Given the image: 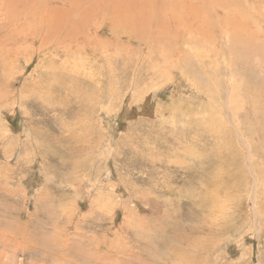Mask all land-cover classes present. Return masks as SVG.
I'll return each mask as SVG.
<instances>
[{"label":"rangeland","instance_id":"rangeland-1","mask_svg":"<svg viewBox=\"0 0 264 264\" xmlns=\"http://www.w3.org/2000/svg\"><path fill=\"white\" fill-rule=\"evenodd\" d=\"M67 1L0 0V264H264V0Z\"/></svg>","mask_w":264,"mask_h":264},{"label":"bare ground","instance_id":"bare-ground-1","mask_svg":"<svg viewBox=\"0 0 264 264\" xmlns=\"http://www.w3.org/2000/svg\"><path fill=\"white\" fill-rule=\"evenodd\" d=\"M4 1V0H3ZM8 1V2H7ZM59 1H61V2H64V1H67V0H59ZM70 1V0H69ZM77 1L78 0H76V3L75 2H72V3H69L68 1V3H69V5L67 6V7H69V9H65V7L63 6V7H60V8H56L55 10H53V8H50L49 6L48 7H46V9H45V21L47 20L48 22H47V24H48V28L49 29H47V30H45V31H50L51 29H53L54 27H56V26H58V28H60V29H62V26H65V23H67V22H70L69 24L72 26L71 27V29H74V28H78V27H80L81 26V23H84L85 21H87L88 19L86 18V16H89V17H92V14H94V15H96L97 16V14H99V11L98 10H101V9H103L102 8V5H100L99 7L98 6H96V7H98L99 9H95V5L92 3V2H87V1H85V2H87V6H84L83 5V7L85 8V12L82 14V16L81 17H78L77 19L75 18V17H73V19L75 20H69L71 17H72V14H74V13H76V12H74V10H75V7H76V5L75 4H77ZM90 1H94V0H90ZM99 1V0H98ZM126 1V3H128V1H132V0H125ZM133 1H135V2H138L139 4L138 5H136V6H131V7H128V5L126 4V3H124L123 2V0H110V2H111V9H109V13L111 14V18L110 19H115V22L117 21L119 24H123V26L122 27H124V30H125V28H129L130 29V31H131V33H122V32H117V31H115V29L114 28H112L111 27V31L110 32H112V33H114L115 34V37L114 38H117V40H115V44H117V43H119V41H121L122 40V38L123 37H125L126 39H128V40H130V39H138V40H140V41H143L144 42V45L145 46H147L148 47V49H149V45L148 44H150V45H152V44H154V40H156L155 39V35L152 37V39H153V41L151 42L150 41V43H147L149 40L148 39H146V40H148V41H146L145 40V38H146V35L143 37V33H146L147 31L149 32L150 30H151V28H152V26H151V24L154 22V20H155V17H154V15L153 16H151V14H150V12H148V10L151 8V7H149V9H148V6H147V4L148 3H150V2H152L153 0H133ZM140 1H141V3H140ZM182 1V0H181ZM180 1V2H181ZM184 1H186V0H184ZM17 2H27V3H29V4H31V2H32V4H33V0H6V3H5V5H7L8 6V8H7V10L9 11V10H11L12 12L16 9H12L11 8V6H15L16 5V3ZM47 2V1H46ZM164 2H166V4L168 5V6H171V8H172V6L173 7H175V9H176V14L177 15H180V18L182 17V13H183V10H185V9H183V6H182V4L180 3V2H178L177 1V3H175V5H173V4H169L167 1H164ZM223 2V1H222ZM227 2H229V1H227ZM75 3V4H74ZM92 3V4H91ZM96 4H98L97 2H95ZM108 3V2H107ZM140 4H143V7L141 8V6H140ZM191 4H193V3H191ZM231 4V3H230ZM1 5H3V4H1ZM24 5V4H23ZM54 5V4H53ZM61 5H64V3H61ZM99 5V4H98ZM223 5H225V3L223 4ZM4 6V5H3ZM25 6V5H24ZM55 6V5H54ZM107 6V5H106ZM108 7V6H107ZM156 7V6H155ZM226 7V6H225ZM4 8V7H3ZM6 8V7H5ZM25 8V7H24ZM160 8V7H159ZM189 8H190V5H189ZM211 8H212V6H211ZM227 8L229 9V7L227 6ZM105 9V8H104ZM153 9H155V8H153ZM193 9V8H192ZM5 10V9H4ZM6 10V11H7ZM19 10V9H18ZM24 10V9H23ZM158 10V9H157ZM189 10V9H188ZM102 11V10H101ZM155 11V10H154ZM159 11V10H158ZM33 12V11H32ZM31 12V13H32ZM160 12H161V9H160ZM11 13V12H10ZM78 13V12H77ZM75 14V15H79V14ZM107 13V12H106ZM109 13H108V15H109ZM165 13V12H164ZM195 13H197V12H195ZM20 14V13H19ZM18 14V15H19ZM28 12H27V10H25V12L23 13V15H25V16H28ZM158 14V13H157ZM161 14V13H160ZM193 14V13H192ZM21 15V14H20ZM162 15V14H161ZM188 15H189V13H188ZM241 15V14H240ZM25 16H24V19L25 20H27L26 18H25ZM156 16V15H155ZM184 16V15H183ZM199 15H197V19H199V17H198ZM19 17V16H18ZM171 17H172V15H171ZM175 17V16H174ZM186 17V16H185ZM193 17V16H192ZM231 17V16H230ZM249 17V16H248ZM96 18V17H95ZM98 18V17H97ZM179 17H177V19H178ZM201 18V17H200ZM94 19V18H93ZM92 19V20H93ZM165 19V18H164ZM227 19V18H226ZM232 19V18H231ZM236 19V18H235ZM101 20V19H100ZM103 20V19H102ZM261 20V19H260ZM107 21V20H106ZM106 21H104L105 23H106ZM206 21V20H205ZM259 21V20H258ZM3 22V21H2ZM1 22V23H2ZM19 22V21H18ZM23 22H24V20H23ZM92 22V21H91ZM171 21L169 20V23H170ZM188 21L187 20H182V21H178V23L180 24V31L181 32H185V31H187V30H190L191 29V27H190V25H188V23H187ZM193 22V21H192ZM45 23V22H44ZM43 23V24H44ZM104 23V24H105ZM110 23V22H109ZM178 23H174V25H177ZM224 23V22H223ZM234 23V22H233ZM238 22H237V20H236V24L234 23V26L236 25H240L239 23L237 24ZM241 23V22H240ZM12 24V23H11ZM26 24V23H25ZM24 23L21 25L22 26V28H20V31H17L16 32V28H12L11 29V33L14 35H17V34H19L20 32H21V30L23 29V28H25L24 26H26ZM29 24H31V23H28V25ZM47 24H45V25H47ZM90 26H95V24H93V25H91L90 23H88ZM200 24H202V26L203 27H205V25H206V23L205 22H200ZM227 24V23H226ZM242 24V23H241ZM245 24V23H244ZM69 25V26H70ZM233 25V24H232ZM104 26V25H103ZM111 26V25H110ZM226 25H223V27H225ZM227 26L229 27V26H231V24L230 25H228L227 24ZM235 26V27H236ZM237 26V27H238ZM245 26V25H244ZM29 27H31V28H28V30H30V31H32V28L34 27H32V24L31 25H29ZM100 27H101V24H100ZM107 27H108V25H107ZM171 27V26H170ZM247 27V26H246ZM40 28H41V26H40ZM57 28V29H58ZM98 28V27H97ZM117 28V27H116ZM163 28V27H162ZM165 28V27H164ZM239 28H240V32L242 31V30H244L243 29V26L242 25H240L239 26ZM44 29V28H43ZM46 29V28H45ZM56 29V30H57ZM83 29V28H82ZM154 29H155V27H154ZM161 29V28H160ZM169 29V28H168ZM168 29H165V30H168ZM236 29V28H235ZM80 29H75L74 30V32H73V34L75 33L76 34V32H78ZM89 29H87V31H88ZM91 30V29H90ZM245 30H246V28H245ZM38 31V30H37ZM71 31V30H70ZM159 31V30H158ZM173 31V30H172ZM171 31V32H172ZM176 31H177V29H176ZM180 31H178L179 32V36H180V34H181V32ZM3 32H5V26L3 25V24H1L0 25V36H1V33H3ZM43 32V31H42ZM66 32V31H65ZM125 32V31H124ZM148 32H147V34H148ZM174 32V31H173ZM172 32V33H173ZM202 32H204V31H202ZM208 32V31H207ZM36 31L34 30L33 31V34H31V33H29V35H32V36H35L36 35ZM45 33V32H44ZM47 33V32H46ZM158 33V35H159V32H157ZM170 33V32H169ZM175 33H177V32H175ZM206 33V32H205ZM237 33H238V31H237ZM247 33V32H246ZM257 33H258V31H257ZM67 34V33H66ZM69 34V33H68ZM67 34V35H68ZM84 34V33H83ZM87 34L88 33H86V36H87ZM150 34V33H149ZM164 34H165V32H164ZM208 34V33H207ZM226 34V33H225ZM243 34V33H242ZM3 35V34H2ZM63 35V34H62ZM65 35V34H64ZM151 35V34H150ZM152 35H153V33H152ZM183 35V34H182ZM228 36H229V33L227 34ZM226 35V36H227ZM238 35V34H237ZM246 35V34H245ZM254 35V33H252V32H249V36L251 37V39H254L256 36H253ZM6 36V35H5ZM83 36V35H82ZM85 36V35H84ZM85 36V37H86ZM231 36V35H230ZM229 36V37H230ZM236 36V35H235ZM247 36V35H246ZM252 36L254 37V38H252ZM4 37V36H3ZM2 36L0 37V40H1V43H2V39H4ZM85 37H84V39H85ZM173 38H175L174 36H172ZM188 37V36H187ZM7 38V37H6ZM40 38H41V41H44V42H47V41H49L50 39H47L44 35H43V33L42 34H40ZM53 38H54V36H53ZM63 38V37H62ZM61 38V39H62ZM77 38V37H76ZM79 38V37H78ZM83 38V37H82ZM150 38V37H149ZM178 38V37H177ZM191 38V37H190ZM205 38V37H204ZM248 38V37H247ZM52 39V38H51ZM111 39H113V38H111ZM192 39V38H191ZM229 39V38H228ZM74 40V39H73ZM82 40V39H81ZM159 40H162V39H159ZM175 40V39H174ZM235 40H238V39H235ZM63 41H68V43H67V45H68V47H69V45H70V42H71V40H70V36L68 35V36H66L64 39H63ZM79 41V40H78ZM83 41V40H82ZM157 41V40H156ZM164 41V40H163ZM207 41V40H206ZM7 42V41H6ZM77 42V41H76ZM80 42V41H79ZM97 42L100 44V46L102 47L101 49H107V48H105V46L107 45V43L104 41V42H101V41H99V40H97ZM160 42V41H159ZM250 42V41H249ZM83 43H84V47H85V45L87 44V41H83ZM124 43V42H123ZM162 43V42H161ZM44 44V43H43ZM119 44H121V43H119ZM167 44H169V43H167L166 42V44L165 45H167ZM56 45V44H55ZM78 44L76 43V45L75 46H77ZM118 45V44H117ZM140 45V44H139ZM165 45H164V47H165ZM81 46H82V43H81ZM186 46V45H185ZM71 47H73V46H71ZM78 47V46H77ZM77 47L75 48V49H77ZM80 47V46H79ZM78 47V48H79ZM94 48H95V46H94ZM184 48V47H183ZM79 49H81V48H79ZM79 49H77V50H79ZM2 50V49H1ZM175 51H177V50H175L174 49V53H175ZM71 52H72V50H71ZM71 52H70V54H71ZM81 52V51H80ZM80 52H78V53H80ZM178 52V51H177ZM69 54V55H70ZM75 55V54H74ZM77 55V54H76ZM175 55H176V53H175ZM176 56H178V54L176 55ZM164 57V56H163ZM165 60V59H164ZM142 61H144V60H142ZM172 65H175V64H172ZM1 247V246H0Z\"/></svg>","mask_w":264,"mask_h":264}]
</instances>
